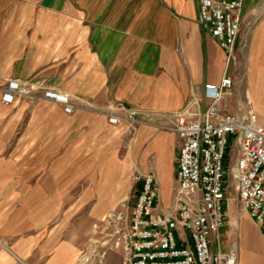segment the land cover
Here are the masks:
<instances>
[{
  "label": "crops",
  "instance_id": "0c3cea01",
  "mask_svg": "<svg viewBox=\"0 0 264 264\" xmlns=\"http://www.w3.org/2000/svg\"><path fill=\"white\" fill-rule=\"evenodd\" d=\"M244 6L222 106L252 110L264 127V0ZM198 16L199 0H0V88L34 87L13 104L0 93V264H79L100 246L103 207L135 200L138 172L156 175L158 211L172 206L180 141L164 127L226 68ZM40 86L69 95L74 112L42 99ZM115 104L141 111L134 136L99 111ZM232 205L223 249L236 243L239 264H264V234ZM237 211L254 232L231 221Z\"/></svg>",
  "mask_w": 264,
  "mask_h": 264
},
{
  "label": "built area",
  "instance_id": "2783aa9c",
  "mask_svg": "<svg viewBox=\"0 0 264 264\" xmlns=\"http://www.w3.org/2000/svg\"><path fill=\"white\" fill-rule=\"evenodd\" d=\"M244 0H199V22L226 54L220 86L206 89L182 112H174L171 125L177 134L178 188L172 206L158 211L160 186L153 172L134 175V205L109 212L96 227V244L112 242L124 252L123 264H239L236 243L224 250L221 231L235 196L264 234V127L257 114L239 116L223 106L233 86L229 71L237 61V40L242 31ZM41 98L74 112L71 97L40 86ZM34 87L8 80L0 88L1 101L13 104L33 95ZM205 102V106H203ZM112 125L124 122L129 134L137 130L141 111L122 104L99 109ZM233 140V142H232ZM235 142V143H234ZM232 147L233 150H232ZM91 241H95L92 237Z\"/></svg>",
  "mask_w": 264,
  "mask_h": 264
},
{
  "label": "rangeland",
  "instance_id": "374dc122",
  "mask_svg": "<svg viewBox=\"0 0 264 264\" xmlns=\"http://www.w3.org/2000/svg\"><path fill=\"white\" fill-rule=\"evenodd\" d=\"M252 1H254V0H246L245 6H244V12L251 6ZM232 142H233V140H232ZM233 148L234 147H232V150H233ZM235 188H236V182L233 179L232 180V187H231V194H232V201L231 202L235 206L234 207L232 205L233 211H235L234 210L235 208L236 209L244 208L242 206V204L239 202H236L237 201L236 198L233 197V196H235V193H236ZM134 201H135L134 196L132 195L131 198L126 200V202L123 204L127 203V205L132 206V205H134ZM123 204L116 205V206H105V207H103L106 211L105 214L103 215V218L109 212L120 210L122 208ZM95 207H97V206H83V209L86 211H90V210L94 209ZM234 217H236L238 223H240V225H241L240 232H254L251 229L250 225L247 224V221L245 219L241 220V218L239 217L238 211H237L235 216L230 214L231 221H233L232 219ZM102 221H103V219L98 223L101 225ZM229 230H231L230 225L226 228L225 232H229ZM89 238L90 237H88V239ZM112 242H110L108 245H100L98 247H95L93 245L94 246L93 248H91L90 250L88 249L86 252H83V259L85 262L83 263V259H82L79 264H123L124 252H123L121 247L116 248L114 245H112ZM111 248H113L112 250L116 251L115 254H113L112 251H109V250H111Z\"/></svg>",
  "mask_w": 264,
  "mask_h": 264
},
{
  "label": "bare ground",
  "instance_id": "6f19581e",
  "mask_svg": "<svg viewBox=\"0 0 264 264\" xmlns=\"http://www.w3.org/2000/svg\"><path fill=\"white\" fill-rule=\"evenodd\" d=\"M85 261H84V259H83V263H84Z\"/></svg>",
  "mask_w": 264,
  "mask_h": 264
}]
</instances>
